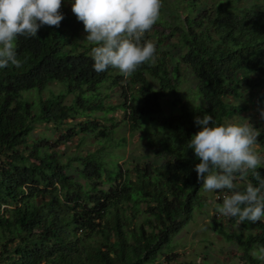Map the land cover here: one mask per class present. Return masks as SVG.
Masks as SVG:
<instances>
[{
  "label": "trees",
  "instance_id": "obj_1",
  "mask_svg": "<svg viewBox=\"0 0 264 264\" xmlns=\"http://www.w3.org/2000/svg\"><path fill=\"white\" fill-rule=\"evenodd\" d=\"M68 2L62 0L65 18L58 28L45 26L38 38L18 39L20 68L0 69V264H180L178 254H171L174 238L204 204L194 170L200 161L187 146L200 130L194 119L207 113L224 123L241 112L231 100L240 99L244 89L255 90L262 101L264 9L235 8L232 0L210 6L185 0L184 8H167L169 20L161 8L148 38L155 39V61L130 75L139 95L130 99L131 123L125 124L132 137L144 132L140 138L153 154L127 161L104 150L117 127L108 114L125 111V106L105 105L108 95L99 90L106 84L110 90L120 87L123 74L112 76V67L94 71V45L86 44L83 23L68 13ZM169 58L175 61L171 71ZM181 65L195 79L202 100L197 98L198 106L183 103ZM49 83L66 84L71 104L65 103L67 96L53 95L41 98L37 111L33 102L22 99L23 92L40 91ZM166 96H172L169 112L161 105ZM99 120L111 125L100 126ZM35 123L53 124L56 130L71 124L61 136L64 141L81 133L94 137L98 148L66 156L47 145V138L32 142ZM258 141L264 149V132ZM126 143L123 137L110 147ZM261 154L257 171L264 177V150ZM243 180V186L256 183L251 172ZM223 192L216 191L219 203ZM212 221L219 225L218 234L232 237L241 263L260 264L253 252L264 245V220L238 223L224 216Z\"/></svg>",
  "mask_w": 264,
  "mask_h": 264
},
{
  "label": "clouds",
  "instance_id": "obj_2",
  "mask_svg": "<svg viewBox=\"0 0 264 264\" xmlns=\"http://www.w3.org/2000/svg\"><path fill=\"white\" fill-rule=\"evenodd\" d=\"M61 7L62 0H0V69L22 66L16 42L20 37L38 38L45 26L58 28L65 18ZM161 8L162 0H74L72 12L84 25V40L94 45V71L112 67L129 76L154 59L156 45L144 36L159 20ZM243 121L217 124L210 114L197 116L194 123L200 130L187 146L200 161L194 170L203 190L225 192L216 211L238 223H256L264 220V177L257 171L264 149L258 141L260 130ZM249 172L256 183L239 187L237 181ZM253 255L264 260V245H256Z\"/></svg>",
  "mask_w": 264,
  "mask_h": 264
},
{
  "label": "rangeland",
  "instance_id": "obj_3",
  "mask_svg": "<svg viewBox=\"0 0 264 264\" xmlns=\"http://www.w3.org/2000/svg\"><path fill=\"white\" fill-rule=\"evenodd\" d=\"M214 1L219 0H196L198 4L205 6L211 5ZM235 1V8H256V9H264V0H232V3ZM74 0H69L67 3V11L69 14H72V4ZM170 5H176L179 8H184L186 6L185 0H164L162 1V8L165 19H169L167 8ZM181 12H185L183 9L179 10ZM82 37L85 38L86 33L84 32V25L82 30ZM152 35V29L145 33L144 40H148L149 36ZM153 43H155V39H150ZM81 41H83L81 39ZM176 40L172 39L170 43H175ZM157 43V38H156ZM86 44H89L87 41ZM173 56H177V53L172 48H168ZM158 57V55H157ZM169 58V71H171L172 66L175 61ZM155 61V59H153ZM121 73L118 69L114 68L112 76H120ZM151 83L157 88V82L152 79L148 74L146 75ZM179 91L180 95L183 97V103H188L191 106H198L200 103L197 98L200 99L198 94V88L195 91V79L189 73L187 69H185L184 65L180 66L179 73ZM120 87L114 88L110 90L109 84H106L100 87V91L102 94L108 95V98L104 99L105 105H118L124 104L125 109L130 106L131 97L139 95L138 89L139 85H134L130 81L129 76H122V80L120 82ZM121 87H123V91L125 95L123 97ZM68 87L63 83H49L42 90L34 89L31 91H26L21 94L22 99L29 100L33 102L36 106V110L39 111V101L40 99H48L54 96H62L66 97V104L70 105L73 94L68 93ZM242 97L237 100H231V103L236 105L241 112H238L236 115L225 120L228 122L240 123L243 124V120H249L253 126L260 130V133L264 132V117H262L261 113L264 112V95L260 101L257 98L255 90L250 91L248 89L242 90ZM201 100V99H200ZM172 102V96H166L161 99V105L166 112L170 111ZM202 103V100H201ZM124 109V110H125ZM102 113L93 114L94 117L101 116ZM130 115V110L125 111H117L112 114H108L109 119H113L117 124V127L114 128L115 131L112 133L111 142L105 144L104 139L103 143L105 146L106 153H111L114 155L124 156L127 161L138 160L143 161L142 159H149L152 157V150L145 140H141L143 131H135L134 136H131V132L129 130V126L125 125L126 123H131L128 116ZM239 117L241 119H239ZM82 118L79 117L77 121H80ZM71 122V120L69 121ZM101 125H111L110 122H103L101 120L98 121ZM71 127V124L63 127V130H56L53 124H41L35 123L33 133L30 135L32 138V142L39 141L40 139H45L47 141V145L55 146L58 151H63L66 156H73L75 153H79L82 151H94L97 147V142L94 137L83 136L81 133L78 135H72L69 137L68 141H64L61 136H66L68 134V129ZM84 137L82 140L81 138ZM126 137L127 143L122 148H111V144L120 143L121 138ZM60 140V141H59ZM58 141L60 142L58 144ZM58 144V145H57ZM46 145V146H47ZM111 148V149H110ZM113 149V150H112ZM262 157V154H261ZM64 159V158H63ZM262 161V159H261ZM244 180H238L237 183L239 187L243 186ZM218 193L215 192H203V207L201 210H198L194 214L193 220L186 226V228L182 231L178 237L174 238V250L171 254L177 253L176 257L177 262L180 264H243L241 263L237 256L239 253L236 252L235 246L232 244V237L225 238L221 234H218L217 226L212 220L213 217L217 219H222L224 216L219 214L216 211V205L222 203L218 202L219 198L217 196ZM225 194V192H223ZM222 198V197H221ZM223 200V198H222ZM226 219H224L225 221ZM230 230V229H228ZM238 229H231L232 231H236ZM253 230V229H252ZM257 257V256H255ZM258 258V257H257ZM260 264H264V260H261Z\"/></svg>",
  "mask_w": 264,
  "mask_h": 264
}]
</instances>
